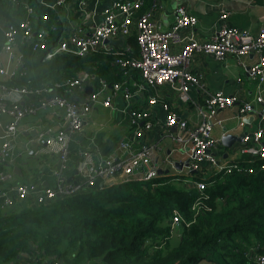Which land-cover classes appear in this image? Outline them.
I'll return each instance as SVG.
<instances>
[{"label": "built area", "instance_id": "obj_1", "mask_svg": "<svg viewBox=\"0 0 264 264\" xmlns=\"http://www.w3.org/2000/svg\"><path fill=\"white\" fill-rule=\"evenodd\" d=\"M12 1L16 3V0ZM67 2L68 0H55L53 8H61ZM24 5L27 16L17 27L4 31V43L1 47L3 52L10 53L16 60V66L13 70H6L0 65V80H4L0 82V212L13 209L23 202L45 205L58 198L71 197L100 187V184L110 185L139 175L145 179L156 176L159 170H164L154 160V155L160 151V145L141 142L154 125L147 106L159 103L165 113L163 129L187 153V166L186 161L182 163V168L187 173L203 170L230 173L232 170H240L233 163L237 158L248 155L264 158V12L260 17L259 31L254 35L230 25L227 22L229 13L222 10L211 39L200 43L192 37L182 36V30H194L197 25L196 17L190 15L184 7L175 9L174 21L169 29L160 30L151 19L154 4L150 11L140 12L143 0H114L101 12L99 21L90 22L91 13L85 11L86 24L72 32L66 41L54 44L48 30L36 28L33 10L26 2ZM85 5L86 2L82 1L81 6ZM262 5L264 7V0ZM130 36L136 39L137 57L129 55V52L114 50L110 45L111 40ZM18 44L28 45L34 52L42 51L45 59L59 53L84 56L103 51L115 56V65L124 71V76L128 79L111 85L104 79H99L95 87L92 84L94 77L90 78L81 72L77 78L56 84L55 90H50L48 86L30 87V82L23 86H9L6 83L24 74L22 62L15 58L13 52ZM196 52L210 55L218 61H224L229 56L235 57L255 82L254 99L227 94L223 90L210 92L204 89V103L199 110L200 122L190 126L180 121L172 105L161 102L157 89L169 83L179 91L180 100L186 102L190 89L202 88L200 77L189 67ZM250 54L256 55V61L245 66L242 59ZM134 72L139 74V81L131 79ZM89 87L92 89L87 94ZM148 89L154 93L148 96L143 107L131 108L128 112L132 139L120 144L127 157L111 155L95 159L87 154L77 164L76 177L69 179L65 172L70 156L69 142L88 121L92 104L100 103L106 108L111 107L112 98L117 95L129 101ZM75 90H82L86 94L79 99L65 96ZM254 104L258 105L257 111ZM234 106H237L235 119L239 127L246 126L247 121L254 116L258 125L254 131L244 132L239 136L240 150L231 157L230 149L233 146L225 148L221 143L226 132L222 133L221 138H216L213 136V129L223 126L222 120L217 117L218 113ZM49 109H55L59 114L55 128L44 126L41 119L33 122L27 129L22 128L25 117L36 115L39 110ZM174 127L176 130L172 131ZM24 132H34V135L29 141L22 143L20 140ZM49 152L56 153L59 159L53 170L56 180L53 186L16 181V173L11 166L17 159L23 154L37 158L41 153ZM164 165L169 171L176 167L171 160H167ZM195 185L199 191L205 188L204 183ZM182 223H185L182 215L179 211H174L172 228L176 229ZM245 258L248 264H264V249L258 245L250 246L245 252Z\"/></svg>", "mask_w": 264, "mask_h": 264}, {"label": "trees", "instance_id": "obj_2", "mask_svg": "<svg viewBox=\"0 0 264 264\" xmlns=\"http://www.w3.org/2000/svg\"><path fill=\"white\" fill-rule=\"evenodd\" d=\"M6 1L0 0L1 22L9 15ZM16 2L33 10L37 29L50 33L61 27L54 10L38 0ZM151 3L143 0L140 12L150 11ZM131 42L129 55L137 57L135 37ZM21 52L24 74L9 86L30 82V87L55 90L81 72L94 77L95 87L99 79L110 85L128 79L115 56L103 51L59 53L50 59L28 45ZM131 79L140 76L134 72ZM233 163L240 170L139 175L45 205L19 203L0 212V264H198L202 259L248 264L250 246L264 249V158L248 155ZM196 183L205 188L199 191ZM174 211L185 221L177 235L171 225Z\"/></svg>", "mask_w": 264, "mask_h": 264}, {"label": "crops", "instance_id": "obj_3", "mask_svg": "<svg viewBox=\"0 0 264 264\" xmlns=\"http://www.w3.org/2000/svg\"><path fill=\"white\" fill-rule=\"evenodd\" d=\"M38 1L56 13L61 27L52 29L50 39L54 43H60L61 41H66L72 32L81 29L83 24H86L87 21L84 20L85 11L91 13L90 22L99 21L101 12L110 6L114 0H68L61 8H53L55 0ZM82 1L86 2L84 7L81 6ZM24 4L25 2L15 3L12 0H7L5 8L8 10L9 15L4 22L0 21V65L6 70H13L16 66V60L10 56V53L3 52L1 49L4 43V31L18 26L27 16ZM151 4L155 5L151 19L160 30L169 29L174 21L175 9L180 6L184 7L190 15L196 17L197 25L194 30H182V36L192 37L200 43L208 42L211 39L222 10L229 13L227 22L230 25L254 35H257L259 31L260 17L264 12L262 0H152ZM132 37L134 36L119 37L111 40L110 45L114 50L130 53L131 47L134 45L131 42ZM22 46L24 45L18 44L16 49L13 50L15 58L20 60L22 59ZM255 61L256 55L254 54L245 56L242 59L245 66H249ZM189 67L194 74L200 77V84L203 87L190 89L189 98L186 102L180 100L179 91L173 89L169 83L159 87L157 94L161 102H167L172 105L180 121H184L190 126L197 125L201 120L199 110L204 103V89L210 92L223 90L227 94H238L245 99H254L255 82L249 78L246 69L235 57L229 56L224 61H218L210 55L196 52L191 59ZM2 81L4 80L1 79L0 82ZM85 94L82 90H75L65 94V96L70 99H79ZM149 95H145L142 92L137 96H133L129 101H126L121 95H117L112 98V106L107 108L100 103L92 104L88 121L82 130L72 136L69 142L70 156L65 170L69 179L76 177L77 164L87 154H91L95 159L111 155H119L122 158L127 157L120 148V144L132 139L133 133L129 125L128 112L131 108H142ZM147 107L151 112L154 125L141 143H158L160 145V151L154 155L155 162L166 170L167 167L164 164L167 160L178 163L187 161V158L183 160L181 158L177 159L179 154L187 156V153L181 145L170 139L162 127L165 113L160 103ZM254 108L257 111L258 105L254 104ZM236 111L237 106H234L218 113L217 117L222 120L223 126H216L213 129L214 137L221 138L223 132H226L227 135L240 136L244 132H252L256 129L258 120L255 116L247 121L246 126L239 127L235 119ZM58 115L55 109L39 110L36 115L24 118L22 128L27 129L39 119L42 120L41 122L44 126L55 128L59 121ZM33 135L34 132H24L20 142L29 141ZM22 143H20L21 146H23ZM58 162L59 159L56 153H41L40 157L37 158L23 154L11 168H16V181L18 182H32L43 186H53L56 181L53 170ZM179 171L186 172L183 168L175 167L171 168L167 174L180 175ZM184 172L182 174H185ZM177 229H175V235L178 234ZM20 264L26 263L21 262ZM198 264L211 263L206 259H202Z\"/></svg>", "mask_w": 264, "mask_h": 264}, {"label": "water", "instance_id": "obj_4", "mask_svg": "<svg viewBox=\"0 0 264 264\" xmlns=\"http://www.w3.org/2000/svg\"><path fill=\"white\" fill-rule=\"evenodd\" d=\"M91 87L88 88V90L86 91L87 94H89L91 92ZM172 131H175V127L172 128ZM237 141H239V136H233V135H226L222 138V145L225 147V148H231ZM175 166L178 167L179 169L182 168V163L183 162H175ZM179 164V165H178ZM188 162L186 161L185 162V165L187 166ZM14 172L16 173V168L14 169ZM169 172V169H166V170H159L158 173L159 174H162V173H167ZM102 186V185H101ZM13 264V263H11Z\"/></svg>", "mask_w": 264, "mask_h": 264}, {"label": "rangeland", "instance_id": "obj_5", "mask_svg": "<svg viewBox=\"0 0 264 264\" xmlns=\"http://www.w3.org/2000/svg\"><path fill=\"white\" fill-rule=\"evenodd\" d=\"M239 150H240L239 144L238 143H235L233 145V147L230 149V155H231V157H234V155H237ZM180 158L183 160V159H186L187 156L186 155L179 154L177 156V159H180ZM184 173H186V172H184Z\"/></svg>", "mask_w": 264, "mask_h": 264}, {"label": "bare ground", "instance_id": "obj_6", "mask_svg": "<svg viewBox=\"0 0 264 264\" xmlns=\"http://www.w3.org/2000/svg\"><path fill=\"white\" fill-rule=\"evenodd\" d=\"M55 44V43H54ZM121 182H123V181H121ZM121 182H119V183H121Z\"/></svg>", "mask_w": 264, "mask_h": 264}]
</instances>
